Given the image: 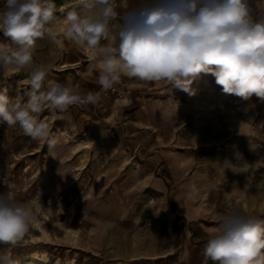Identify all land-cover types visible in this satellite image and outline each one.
I'll use <instances>...</instances> for the list:
<instances>
[{
	"label": "crops",
	"instance_id": "0c3cea01",
	"mask_svg": "<svg viewBox=\"0 0 264 264\" xmlns=\"http://www.w3.org/2000/svg\"><path fill=\"white\" fill-rule=\"evenodd\" d=\"M76 3L64 0L57 5L58 36L59 22ZM117 3L122 14L140 0ZM250 5L254 16L264 15V0H250ZM33 62L34 67L51 66L49 81L79 85L84 92L100 91L99 72L86 47L68 40L58 46L45 37L36 43ZM192 88L195 95L164 81L131 78L125 99L100 95L95 105L55 111L69 128L105 145L99 150L108 157L104 169L96 171L101 177L98 186L91 194L93 187L88 188L81 198L86 205V215L80 217L83 225L61 237L68 239L72 251L93 256L85 264H203L204 246L220 218L239 215L232 197L244 196L247 205L264 209V188L257 187L264 179V102L255 95L245 100L223 93L211 74H201ZM222 119L224 131L219 125ZM183 125H188L181 133L187 145L181 150L142 147L143 140L153 145L158 139H174L179 135L174 129ZM243 139L245 146L234 149L233 141ZM227 140L230 151L243 149L245 155L239 158L252 160L244 173L231 168L226 161L231 155L217 146ZM192 184L200 195L188 200Z\"/></svg>",
	"mask_w": 264,
	"mask_h": 264
},
{
	"label": "clouds",
	"instance_id": "9594fccd",
	"mask_svg": "<svg viewBox=\"0 0 264 264\" xmlns=\"http://www.w3.org/2000/svg\"><path fill=\"white\" fill-rule=\"evenodd\" d=\"M117 0H77L59 23L55 0H5L0 8V32L11 45L0 43V71H28L29 88L10 97L0 88V123L19 125L33 140L56 139L40 119L45 110L65 112L70 106L95 105L99 92L79 85L49 81L51 66H33L38 40L48 37L90 50L98 69L96 83L116 90L122 78L167 82L195 95L192 84L211 74L223 93L264 102V15L254 16L250 0H140L117 11ZM264 188V179L257 185ZM200 189L192 184L186 199ZM32 210L0 193V244L15 246L30 234ZM187 258L189 253L184 252ZM203 264H264V218L228 214L203 249ZM0 264H21L10 253Z\"/></svg>",
	"mask_w": 264,
	"mask_h": 264
},
{
	"label": "rangeland",
	"instance_id": "374dc122",
	"mask_svg": "<svg viewBox=\"0 0 264 264\" xmlns=\"http://www.w3.org/2000/svg\"><path fill=\"white\" fill-rule=\"evenodd\" d=\"M4 3L5 0H0V8ZM0 43L12 46L10 38L5 37L2 32ZM123 79L130 81L129 78ZM27 81V70L9 68L7 71H0V88L6 87L10 97L22 95L27 91ZM39 118L49 123L51 134L56 139L51 148L46 141L33 140L26 136L19 125L9 127L0 123V193H7L32 210L30 234L15 246L0 244V255L10 253L13 258L19 259L21 264H43L44 260L48 261L47 264H70L72 260L74 264H85L84 262L90 261L93 256L72 251L66 244L68 239L61 237L69 236L70 228L76 229L83 225L80 217L81 214L86 215V205L85 199L81 198L88 188L93 187L91 194L99 184L97 181L101 177L96 171L104 169L108 158L100 154L99 148L105 145L90 140L75 128H69L57 118L55 111L45 110ZM223 120L219 125L224 131ZM190 124L189 130L192 129ZM187 126L175 128L174 132L179 135L174 139H158L153 145L143 140L142 147L181 150L187 145L181 136L183 131L188 130ZM79 141L87 143L76 145ZM233 142L236 144L233 145L236 150L245 146L244 139L238 143ZM217 146L225 148L234 158L226 157L231 168L242 173L251 168V159L239 158L240 155H245L243 149L239 152L230 151L231 141H222ZM256 147L258 146L255 144ZM258 155L262 156L261 152ZM224 192L226 191H223V196L230 200ZM232 198L238 207L239 215L264 218V209L260 206L247 205L244 196L242 198L235 195ZM206 222L212 224L208 220Z\"/></svg>",
	"mask_w": 264,
	"mask_h": 264
},
{
	"label": "built area",
	"instance_id": "2783aa9c",
	"mask_svg": "<svg viewBox=\"0 0 264 264\" xmlns=\"http://www.w3.org/2000/svg\"><path fill=\"white\" fill-rule=\"evenodd\" d=\"M129 87H130V81L127 79H122L121 85H118L116 87V90L104 91L100 87L99 93L102 97H105V98H113L116 100H120V99L122 100L127 97L128 92H129Z\"/></svg>",
	"mask_w": 264,
	"mask_h": 264
},
{
	"label": "trees",
	"instance_id": "16d2710c",
	"mask_svg": "<svg viewBox=\"0 0 264 264\" xmlns=\"http://www.w3.org/2000/svg\"><path fill=\"white\" fill-rule=\"evenodd\" d=\"M64 0H55L56 5L60 4L61 2H63Z\"/></svg>",
	"mask_w": 264,
	"mask_h": 264
}]
</instances>
